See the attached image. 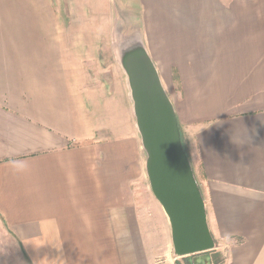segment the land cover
I'll use <instances>...</instances> for the list:
<instances>
[{"label":"crops","instance_id":"obj_1","mask_svg":"<svg viewBox=\"0 0 264 264\" xmlns=\"http://www.w3.org/2000/svg\"><path fill=\"white\" fill-rule=\"evenodd\" d=\"M142 1L221 264H264V0ZM70 20L0 0V264H178L105 34Z\"/></svg>","mask_w":264,"mask_h":264},{"label":"water","instance_id":"obj_2","mask_svg":"<svg viewBox=\"0 0 264 264\" xmlns=\"http://www.w3.org/2000/svg\"><path fill=\"white\" fill-rule=\"evenodd\" d=\"M116 46L146 153V173L170 226L173 255L178 258L213 250L217 244L203 192L184 146L175 106L142 31L120 32Z\"/></svg>","mask_w":264,"mask_h":264},{"label":"rangeland","instance_id":"obj_3","mask_svg":"<svg viewBox=\"0 0 264 264\" xmlns=\"http://www.w3.org/2000/svg\"><path fill=\"white\" fill-rule=\"evenodd\" d=\"M46 1V0H45ZM55 6V11L59 17V21L64 23V19L71 21V17H88L95 24L89 26L92 32L105 34V40L100 42L102 60V68L105 71L101 75L100 82L104 83L107 92L112 96H117L118 85L126 94L131 108L133 110V101L131 98L130 88L128 85L127 75L123 70L118 57V49L116 46L117 37L120 32H128L132 29H140L146 43L145 34V5L142 0H130L132 8L127 7L124 3L120 7V3L113 0H49ZM81 27L87 30L88 26L75 25V32H82ZM84 31V30H83ZM174 72V78H178ZM162 79V78H161ZM163 81V80H162ZM164 84V82H163ZM115 85L117 87H115ZM166 83L164 84V86ZM166 88V86H165ZM167 90V88H166ZM168 92V90H167ZM134 114V110H133ZM136 120V119H135ZM139 132V131H138ZM183 141L186 149L191 153L193 151V132L191 129L182 128ZM140 136V132H139ZM141 140V136H140ZM191 156V155H190ZM197 177V176H196ZM198 179V178H197ZM219 242L216 241V244ZM218 247V245H217ZM208 251V253H198L186 257H178L181 264H221L224 259L225 250L217 249ZM220 247L223 248L222 242ZM225 249V248H224Z\"/></svg>","mask_w":264,"mask_h":264},{"label":"trees","instance_id":"obj_4","mask_svg":"<svg viewBox=\"0 0 264 264\" xmlns=\"http://www.w3.org/2000/svg\"><path fill=\"white\" fill-rule=\"evenodd\" d=\"M180 125V124H179ZM181 128V127H180ZM182 138H183V135H182ZM184 142V141H183ZM184 146H185V144H184ZM185 149H186V146H185ZM187 150V149H186ZM187 152H188V150H187ZM203 253H208V251L207 252H203ZM178 264H181L180 262H178ZM189 264H195V263H192V262H190Z\"/></svg>","mask_w":264,"mask_h":264}]
</instances>
